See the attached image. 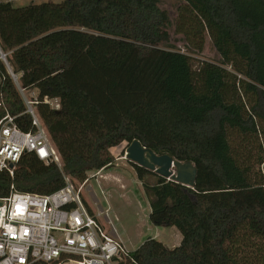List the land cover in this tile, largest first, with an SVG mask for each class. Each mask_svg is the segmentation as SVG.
I'll use <instances>...</instances> for the list:
<instances>
[{"label":"trees","instance_id":"1","mask_svg":"<svg viewBox=\"0 0 264 264\" xmlns=\"http://www.w3.org/2000/svg\"><path fill=\"white\" fill-rule=\"evenodd\" d=\"M181 1L175 33L189 53L171 43L159 0L0 1V44L21 85L38 91L63 171L79 184L133 141L196 166L188 188L130 162L151 224L176 227L183 239L173 249L149 239L119 264H264V0ZM207 37L221 61L195 70L191 54L204 51ZM0 74V119L9 113L28 131L2 62ZM64 185L58 166L25 156L13 177L0 173V198L12 186L50 195Z\"/></svg>","mask_w":264,"mask_h":264},{"label":"built area","instance_id":"2","mask_svg":"<svg viewBox=\"0 0 264 264\" xmlns=\"http://www.w3.org/2000/svg\"><path fill=\"white\" fill-rule=\"evenodd\" d=\"M11 54L0 44V62L16 85L31 127L21 129L9 113L0 119V173L13 177L21 160L34 156L44 166H58L65 185L50 195L22 193L12 186L10 195L0 198V264H119L131 250L110 219V209L91 212L83 197V189L91 179L103 178L105 168L89 173L82 184L63 171L61 155L37 110L39 95H27L21 75L8 61ZM43 103L55 112L61 110L59 99L46 97Z\"/></svg>","mask_w":264,"mask_h":264},{"label":"rangeland","instance_id":"3","mask_svg":"<svg viewBox=\"0 0 264 264\" xmlns=\"http://www.w3.org/2000/svg\"><path fill=\"white\" fill-rule=\"evenodd\" d=\"M10 2L15 7H24L32 4L44 2L60 3L64 0H0ZM161 8L166 10L172 20V27L169 30L171 43L181 49L182 52L189 53L187 43L183 35L175 33V25L179 14V9L183 5L181 0H159ZM194 69L201 67V63H216L221 61V56L213 41L207 37L205 48L202 53L191 54ZM230 69V68H229ZM38 96L36 89H28L27 95ZM123 144L112 149L115 156L113 167L105 169L102 177H97L98 181L92 180L83 189V197L86 207L91 212L99 213L102 210L110 209V219L118 230L119 236L126 243L130 250L138 249L142 242L149 238L162 242L167 248L173 249L175 246V236L182 234L176 227H155L149 220L150 206L145 195L142 183L137 179L136 172L130 161L126 159V148ZM25 166L31 165L29 160L23 162ZM37 169V168H36ZM39 169V168H38ZM264 174V164L262 166ZM91 173V172H90ZM109 181H108V180ZM153 183L154 179L148 178ZM78 184V182H77ZM102 190L105 192L103 195ZM106 195V196H105ZM104 218V217H103ZM102 220L104 221V219ZM105 229L111 232L110 226L104 223ZM177 247V246H176Z\"/></svg>","mask_w":264,"mask_h":264},{"label":"water","instance_id":"4","mask_svg":"<svg viewBox=\"0 0 264 264\" xmlns=\"http://www.w3.org/2000/svg\"><path fill=\"white\" fill-rule=\"evenodd\" d=\"M125 155L128 161L166 180L188 188H193L196 184L198 170L191 162L183 163L169 155H157L152 150L143 147L139 141L130 143ZM111 167L113 165L105 169Z\"/></svg>","mask_w":264,"mask_h":264},{"label":"crops","instance_id":"5","mask_svg":"<svg viewBox=\"0 0 264 264\" xmlns=\"http://www.w3.org/2000/svg\"><path fill=\"white\" fill-rule=\"evenodd\" d=\"M108 180V179H107ZM109 181V180H108ZM153 238V237H152ZM152 238H150V239H152ZM175 238V244L173 245V246H179L180 244H181V242H182V240H181V238H180V236L178 237V236H175L174 237ZM183 239V238H182ZM158 240V239H157ZM125 243V242H124ZM144 242H142L140 245H142ZM126 244V243H125ZM128 247V246H127ZM129 248V247H128ZM132 251V250H131Z\"/></svg>","mask_w":264,"mask_h":264}]
</instances>
